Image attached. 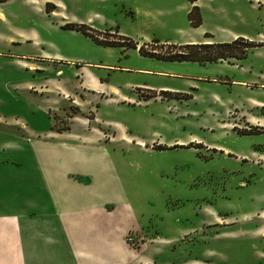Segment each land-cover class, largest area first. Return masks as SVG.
Returning a JSON list of instances; mask_svg holds the SVG:
<instances>
[{
    "label": "rangeland",
    "instance_id": "rangeland-1",
    "mask_svg": "<svg viewBox=\"0 0 264 264\" xmlns=\"http://www.w3.org/2000/svg\"><path fill=\"white\" fill-rule=\"evenodd\" d=\"M196 1L197 27L189 0L0 1V142L17 137L16 116L46 133V112L78 136L80 168L108 186L97 198L135 227L129 264H264V0ZM206 32L258 45L205 63L139 53Z\"/></svg>",
    "mask_w": 264,
    "mask_h": 264
},
{
    "label": "crops",
    "instance_id": "crops-1",
    "mask_svg": "<svg viewBox=\"0 0 264 264\" xmlns=\"http://www.w3.org/2000/svg\"><path fill=\"white\" fill-rule=\"evenodd\" d=\"M44 114L46 133L29 121L33 117L16 116L17 137L0 142L6 155L0 154V264H129L125 235L135 227L114 222L115 203L97 198L107 191L106 181L98 191L96 179L78 164V136L50 129ZM82 188L85 197L94 192L86 205Z\"/></svg>",
    "mask_w": 264,
    "mask_h": 264
},
{
    "label": "trees",
    "instance_id": "trees-1",
    "mask_svg": "<svg viewBox=\"0 0 264 264\" xmlns=\"http://www.w3.org/2000/svg\"><path fill=\"white\" fill-rule=\"evenodd\" d=\"M6 1V0H0ZM192 3L191 8L187 12V18L189 23L193 27L200 25V11L197 5H193L196 0H189ZM66 28L74 29L82 32L84 35L89 36L93 41L103 45H126V47H136V43L126 36L117 33V41L97 40L91 32L99 33V30H95L92 26L85 23H70L65 25ZM118 31V30H116ZM102 33V32H100ZM106 33V32H104ZM205 37H211L210 33H205ZM243 44L242 51H236L237 47ZM150 45L151 49L145 50L144 47ZM159 45V46H158ZM258 44L244 40L242 38H236L229 42H200V43H179V44H162L157 39H153L151 44L143 43L139 47V53L146 56H154L158 59L167 61H196L200 63L216 62L229 59L231 57L240 58L243 56L244 51L247 48L257 46ZM167 48L165 53H161L158 49ZM58 131H62L58 130Z\"/></svg>",
    "mask_w": 264,
    "mask_h": 264
}]
</instances>
